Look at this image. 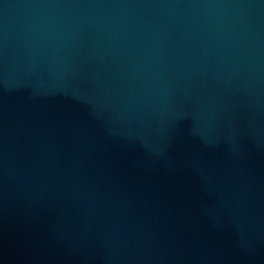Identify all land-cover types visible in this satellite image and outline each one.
I'll list each match as a JSON object with an SVG mask.
<instances>
[{
	"label": "water",
	"instance_id": "1",
	"mask_svg": "<svg viewBox=\"0 0 264 264\" xmlns=\"http://www.w3.org/2000/svg\"><path fill=\"white\" fill-rule=\"evenodd\" d=\"M0 264H264V0H0Z\"/></svg>",
	"mask_w": 264,
	"mask_h": 264
}]
</instances>
